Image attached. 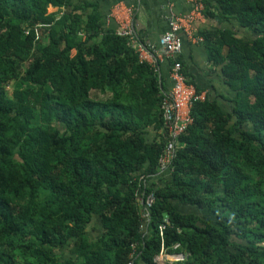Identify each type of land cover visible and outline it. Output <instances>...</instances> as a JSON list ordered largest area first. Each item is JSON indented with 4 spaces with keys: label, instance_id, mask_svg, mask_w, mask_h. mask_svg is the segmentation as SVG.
<instances>
[{
    "label": "trees",
    "instance_id": "1",
    "mask_svg": "<svg viewBox=\"0 0 264 264\" xmlns=\"http://www.w3.org/2000/svg\"><path fill=\"white\" fill-rule=\"evenodd\" d=\"M211 1L205 17L245 31L197 33L229 94L193 103L158 184L156 70L93 5L0 0V264H127L134 243L133 264L161 250L176 264H264V0ZM140 175L155 195L145 232Z\"/></svg>",
    "mask_w": 264,
    "mask_h": 264
},
{
    "label": "crops",
    "instance_id": "2",
    "mask_svg": "<svg viewBox=\"0 0 264 264\" xmlns=\"http://www.w3.org/2000/svg\"><path fill=\"white\" fill-rule=\"evenodd\" d=\"M71 2L74 5L88 3L95 6L101 15L105 30L116 31L119 21L129 17L132 20L138 41L144 46L153 45L158 51L161 50L159 38L168 31L170 19L189 12L192 8L191 4L186 0H71ZM211 2L214 3L213 1ZM49 9L51 11L56 10V8ZM190 27L195 33H199L202 30L229 28L235 31L238 29L240 33L245 34V31L239 29L234 21L225 20L220 16L215 18H207L204 15L197 17ZM179 36L182 40L179 56L185 72L191 77L193 83L209 99L214 100L221 95H228L229 90L222 83L220 67L212 65L208 61L203 43L187 40L182 31L179 32ZM140 59L154 66V57L149 56L147 53L141 55ZM156 64V72L159 76L163 93L166 94L172 85L170 79L171 59L162 58ZM155 134L156 132L150 130L148 138H153ZM166 177H169L167 172H159L154 177V180L161 184V180ZM102 231V223L98 216H95L87 228V237L90 240H95L101 235ZM158 264H176V262L174 257H168L163 262L159 261Z\"/></svg>",
    "mask_w": 264,
    "mask_h": 264
},
{
    "label": "built area",
    "instance_id": "3",
    "mask_svg": "<svg viewBox=\"0 0 264 264\" xmlns=\"http://www.w3.org/2000/svg\"><path fill=\"white\" fill-rule=\"evenodd\" d=\"M191 4L189 12L182 13L174 16L170 19L168 31L163 33L159 38V45L161 50L158 51L153 45L144 46L138 41L136 32L133 27L132 20L126 17L119 21L118 27L115 33L119 36L127 38L129 45H131L141 55L147 53L149 56L154 57V66L157 70V62L162 58L171 59L170 67V79L172 82L171 88L168 93L165 94L162 103V119L163 128L165 132V146L158 158V172L166 173L172 168V159L175 154L176 140L178 136L185 130V128L191 123L190 109L194 102L201 101L205 98L203 92H197L194 85L187 83V79L182 72V64L177 60L182 47V40L179 36V32L182 31L186 39L195 43H201L203 38L195 33L190 25L197 18L202 17V11L204 8L203 0H186ZM141 60V59H140ZM145 175L138 177V184H141V191L137 193V197L141 198L142 211L141 222L139 228L145 232L146 224L149 222L150 208L155 201V195L153 191H145L147 185ZM139 187V185H138ZM169 224L168 220L164 218L163 223L158 226L160 237H162L164 228ZM179 248V244L173 245V249ZM138 256L136 252V243L131 245V252L129 254V261L127 264H133V260ZM168 257H174L175 262L183 258L182 254L169 255L164 250H161L157 257V264L159 261H164Z\"/></svg>",
    "mask_w": 264,
    "mask_h": 264
},
{
    "label": "rangeland",
    "instance_id": "4",
    "mask_svg": "<svg viewBox=\"0 0 264 264\" xmlns=\"http://www.w3.org/2000/svg\"><path fill=\"white\" fill-rule=\"evenodd\" d=\"M49 11H51V10L49 9Z\"/></svg>",
    "mask_w": 264,
    "mask_h": 264
}]
</instances>
